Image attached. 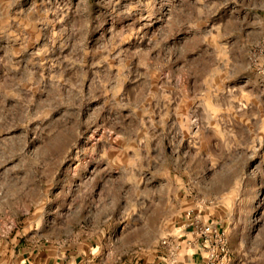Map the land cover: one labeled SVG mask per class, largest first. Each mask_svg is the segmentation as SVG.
<instances>
[{
	"label": "rangeland",
	"instance_id": "1",
	"mask_svg": "<svg viewBox=\"0 0 264 264\" xmlns=\"http://www.w3.org/2000/svg\"><path fill=\"white\" fill-rule=\"evenodd\" d=\"M262 45L264 0H0V264L86 236L140 264L205 202L264 264Z\"/></svg>",
	"mask_w": 264,
	"mask_h": 264
},
{
	"label": "crops",
	"instance_id": "2",
	"mask_svg": "<svg viewBox=\"0 0 264 264\" xmlns=\"http://www.w3.org/2000/svg\"><path fill=\"white\" fill-rule=\"evenodd\" d=\"M257 94H259V96L255 95L257 100H262L263 95L260 92ZM254 106L255 112L249 113L246 111V119H248L249 116L253 118V115L255 114L258 117L261 116V107L258 105ZM228 161L231 162L232 160L228 159ZM214 203L216 202H213L212 204H207L206 202L201 205L198 204V206H202L203 218L207 221L212 220L219 222L222 225H227V219H220L217 217V208ZM230 224L231 223H228V226ZM176 234L177 238L174 242L176 243L175 245H178V248L175 253V262H173L168 247L162 244L159 251H156L155 254L151 252H149V254H144V259L140 264H206L205 253L202 250L191 247V244L188 242V239H190L191 236L184 230V226L179 227V231ZM104 249L102 242L95 237L86 236L71 241L54 238L41 242L33 249L22 248L17 256H15L13 264H113V256L106 253ZM138 262L136 264H138Z\"/></svg>",
	"mask_w": 264,
	"mask_h": 264
},
{
	"label": "built area",
	"instance_id": "3",
	"mask_svg": "<svg viewBox=\"0 0 264 264\" xmlns=\"http://www.w3.org/2000/svg\"><path fill=\"white\" fill-rule=\"evenodd\" d=\"M256 59H262L264 70V45L257 48ZM184 230L191 238L188 242L191 247L202 250L206 256V264H230L232 258V245L228 230L219 222L207 221L203 218L201 208H191L186 211L184 218ZM176 261V249L178 245L173 240H163Z\"/></svg>",
	"mask_w": 264,
	"mask_h": 264
}]
</instances>
